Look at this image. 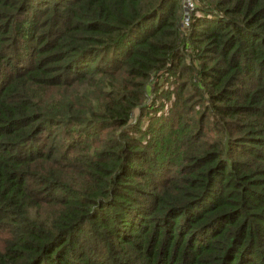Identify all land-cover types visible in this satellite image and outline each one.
Segmentation results:
<instances>
[{
	"label": "trees",
	"instance_id": "trees-1",
	"mask_svg": "<svg viewBox=\"0 0 264 264\" xmlns=\"http://www.w3.org/2000/svg\"><path fill=\"white\" fill-rule=\"evenodd\" d=\"M0 264H264V0H0Z\"/></svg>",
	"mask_w": 264,
	"mask_h": 264
}]
</instances>
